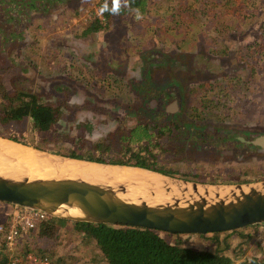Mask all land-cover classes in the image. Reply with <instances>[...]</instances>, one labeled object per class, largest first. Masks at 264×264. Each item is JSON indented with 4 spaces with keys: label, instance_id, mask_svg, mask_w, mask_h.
I'll list each match as a JSON object with an SVG mask.
<instances>
[{
    "label": "rangeland",
    "instance_id": "obj_1",
    "mask_svg": "<svg viewBox=\"0 0 264 264\" xmlns=\"http://www.w3.org/2000/svg\"><path fill=\"white\" fill-rule=\"evenodd\" d=\"M99 1L56 0L46 10L32 12L28 22L12 28L17 30V36L8 40L0 62L9 65V61L11 67L0 66V80L5 89L15 87L36 94L42 103L58 104L63 118L57 122L55 130L36 132L37 135L32 134L30 117L0 123V132L27 133L23 137L25 142L51 147L53 152L91 148L104 139L118 142L121 135L129 136L134 128V104H148L152 99L154 103L162 93L170 92L174 94L180 112L156 122L163 125L173 117L184 122L180 124L186 129H196L193 137L207 135L187 142L178 139L176 143L170 140L169 134L162 136L160 143L168 147L160 158L172 166L191 156L202 166L225 169L224 172L219 171L223 174L205 176L206 180L177 176L217 183L263 179L264 151L251 150L239 140H253L264 135V60L258 67L259 71L256 70L254 77L249 79L254 61L247 52L249 45L257 39L264 20V0L258 14L247 22V26L240 28L236 24L239 27L236 32L216 34L212 31L222 11L220 7L225 6L222 0H150L152 5L148 14L140 18L114 16L109 28L93 32L85 39L77 37L75 34L80 31L81 21L94 18V15L104 18ZM141 34H144L143 39ZM194 35L198 37L194 38ZM194 39H198L196 44ZM3 49L0 45V54ZM12 63L18 68L12 69ZM236 75L248 78L250 86L241 92L245 103L239 109L229 110L223 105L214 108L207 105L208 99H200L205 89L212 88L213 92L214 88L229 86V83L231 92L235 93L239 88L231 83ZM15 80H19L17 84ZM146 87L155 90L146 93L148 98L143 97ZM23 99L17 96L13 104H22ZM0 102L7 103V100L0 95ZM150 106L154 108V105ZM148 109L143 108L145 118L149 116ZM149 119L155 121L151 117ZM125 143L129 145L128 139ZM130 147L135 148L136 144ZM118 148L120 143L110 153H118L121 150ZM232 158L239 161L241 175L237 171L228 175L230 172L223 167ZM182 169L187 170V167ZM6 214L0 209V222ZM255 229L256 235L252 233L253 229H248L254 235L252 241L248 238L243 243L245 245L235 249L237 257L243 252V259L247 254H256L254 240L264 243V224ZM61 232L66 235L62 250L74 254L68 263L92 264L98 249L85 244L82 251L79 247L81 240L76 233L65 229ZM27 236L23 235L19 241L15 250L18 255L24 248L35 247L34 240H25ZM234 236L233 248L235 243L244 241L239 235ZM183 239L188 246L209 248L207 243L199 241L197 235L184 236ZM11 254L0 237V263L4 261L2 259L7 261Z\"/></svg>",
    "mask_w": 264,
    "mask_h": 264
},
{
    "label": "trees",
    "instance_id": "obj_2",
    "mask_svg": "<svg viewBox=\"0 0 264 264\" xmlns=\"http://www.w3.org/2000/svg\"><path fill=\"white\" fill-rule=\"evenodd\" d=\"M55 1L56 0H0V35L2 36V43L0 45L1 47H4V49L1 50L0 62L2 61L1 58L5 53V49L7 50L6 45L8 40H13L17 36V30L15 31L12 28L17 27L22 22H28L32 12L38 9L46 10L49 8L50 4ZM57 1L62 2V0ZM149 1L150 0H100L99 8L102 9L104 18L94 15V18L81 21L83 23L80 25V31L79 33L76 32L75 35L85 39L92 35L93 32L109 28L113 24L114 16H133L134 18H140L148 14L151 9L152 4ZM194 1L195 0H192V2ZM222 1L225 2V6L220 7L222 11H220L218 20L215 25H213L212 29L216 34L224 33L225 31L226 33H230L231 31L236 32L239 30V27L236 24H239L240 28L242 26H247V22L250 20L252 21V19H254L253 17L258 14L257 10L262 3V0ZM222 25L223 28L221 29ZM207 33L208 31L205 32V36H207ZM196 36L197 35H194V38ZM199 36L200 38L204 37L201 35ZM19 38L20 37H18V39ZM140 38L143 39L144 34H141ZM195 40L198 39H194V43L196 44ZM149 43L152 42L150 41ZM248 48L247 52L249 55L251 54L254 61V66L250 68L248 77L251 79V77H254L258 67H260L261 61L264 60V20L260 24L257 39L250 44ZM8 64L9 65H3L0 63V66H5L6 69H11L9 61ZM12 66V69L18 68V66H14V63H12ZM89 74L92 78V74ZM233 77L234 79L231 84L236 88H239V90L235 89V93L231 92V86L229 83V86L225 85L220 88H214L213 92L212 88L207 89L208 91L205 89L200 94V99H208L207 105L210 104L214 108H220V105H223L229 110L239 109L243 103H245L241 92L250 88L248 85L249 79L242 78L239 75ZM21 80L23 81V79ZM18 81L15 80L16 84ZM239 83H242V85L240 86ZM0 89L1 97L4 100H7V103L0 102L1 124L8 123L12 120L16 121L30 117L32 121L31 131H34L32 134L37 135L36 132H49L55 130L57 122L63 118L62 108L61 106H58V104L51 105L42 103L40 102L41 99L36 94L27 93L22 89L15 87L12 90L10 88L5 89L1 80ZM145 89L146 92L143 95L144 98H148L146 93L155 91L154 89L147 87ZM166 93L167 92H164L163 94L169 96V94ZM17 96L24 98L22 104H13V100ZM147 103L153 105L154 103L159 104L162 102L159 99H154L153 103L152 99L151 103ZM134 105L135 108L138 107L137 104ZM139 114L142 117L138 120L140 122L136 123L137 126L132 129L131 134L126 137L122 136L118 142H112V140H110L111 142H107L104 139L99 140L91 148H81L68 151L59 149L54 150V152L74 158L88 159L97 162L141 166L166 174L180 175L195 179L199 178L206 180L208 175L215 176L223 174L222 172H219L221 170L224 172L225 169L223 170L222 167L202 166V163L198 164L194 162L192 160L194 158L191 156L182 162L172 164V166L169 165L168 162L160 158V154L168 147L165 145V148L163 147L164 145L160 143L161 137L169 134L171 138L170 140L174 141V143L179 142L178 139H183L187 142L196 137L189 135L186 132L188 129L177 122L175 125L172 124L173 128L172 125H169L168 123L160 125L156 121H151L148 117L145 118L140 111ZM170 129L172 130L169 131ZM171 132L172 134H170ZM0 133H2L0 135L23 141V137L27 134L14 133L12 130ZM205 135H207V133L197 138L203 139ZM126 139H128L129 145L125 143ZM212 141L214 142L213 138ZM26 143H31L40 149L51 150V147H44L35 142ZM118 143H120L121 150L118 151V153H110L114 147H117ZM132 144H136V147L131 148L130 145ZM183 166L187 167V170H183ZM223 167H226V170L230 172L228 175L236 174V171L239 172V175L242 174L241 169H239V161L234 160V158L229 160V163ZM244 180L248 179H241L239 181ZM250 228L253 229L252 233L256 235V225L228 231L208 232L205 234L171 233L169 231H161L153 228H140L121 224L115 225L70 221L63 218L49 216L45 221L26 233L28 236L25 240H34L35 247L24 248L25 250L22 249L21 252L23 250L22 253L32 251L36 254L49 257L53 260L54 264H69V259H72L74 254H67L65 253L67 250H62L66 235H63L65 233H62L61 231L62 229H65L67 231H72V233L77 234L76 236H79L81 240L79 247L82 248V251L85 250V244L88 246L91 244L94 248L98 249V254L96 256L99 257L94 256L92 264H236V261L239 258H241V261L237 264H264V250L261 247L260 242H254L255 240L253 243L257 250L256 254H247L244 259L242 258L243 254H245L244 252L240 257L236 256L238 254V251L237 253L235 251L237 247L245 245L243 243L246 242L248 238L252 241L254 235L248 231ZM189 235H197L199 241L207 243L209 248H194L186 245L183 237ZM234 235H239L238 237L244 241L238 244L235 243L233 248L232 240L236 237ZM2 260L4 261L0 264H4L6 261L5 259Z\"/></svg>",
    "mask_w": 264,
    "mask_h": 264
},
{
    "label": "water",
    "instance_id": "obj_3",
    "mask_svg": "<svg viewBox=\"0 0 264 264\" xmlns=\"http://www.w3.org/2000/svg\"><path fill=\"white\" fill-rule=\"evenodd\" d=\"M0 138L47 157L141 169L182 185L173 196L154 201L137 194L129 196L127 183L92 182L64 175L49 178L0 175L1 202L41 210L50 217L70 221L121 224L171 233L205 234L264 223V178L224 183L189 180L141 166L74 158L3 135ZM255 143L264 146V135L256 138ZM155 191L148 192L154 196ZM210 192H214L213 197H209Z\"/></svg>",
    "mask_w": 264,
    "mask_h": 264
},
{
    "label": "bare ground",
    "instance_id": "obj_4",
    "mask_svg": "<svg viewBox=\"0 0 264 264\" xmlns=\"http://www.w3.org/2000/svg\"><path fill=\"white\" fill-rule=\"evenodd\" d=\"M0 175L11 178L29 176L30 178H49L58 175L81 177L92 182L127 183V194L163 201L175 194L181 183L158 174L130 167L105 166L78 160H63L56 156H45L30 147L0 138ZM148 187V188H147ZM143 192L137 193L139 189ZM149 189H156L150 196ZM167 189L168 191H166ZM210 192L209 197H213Z\"/></svg>",
    "mask_w": 264,
    "mask_h": 264
},
{
    "label": "built area",
    "instance_id": "obj_5",
    "mask_svg": "<svg viewBox=\"0 0 264 264\" xmlns=\"http://www.w3.org/2000/svg\"><path fill=\"white\" fill-rule=\"evenodd\" d=\"M13 206L14 209L7 215L9 216L8 219L0 223V237L3 239L7 250L12 252L10 258L4 264H54L53 260L49 257L36 254L32 251L20 255L15 253L19 245V239L45 221L49 215L41 210ZM260 239L262 240L263 238ZM261 246L264 250V243Z\"/></svg>",
    "mask_w": 264,
    "mask_h": 264
},
{
    "label": "flooded vegetation",
    "instance_id": "obj_6",
    "mask_svg": "<svg viewBox=\"0 0 264 264\" xmlns=\"http://www.w3.org/2000/svg\"><path fill=\"white\" fill-rule=\"evenodd\" d=\"M166 94H169V96L162 93V96L159 99L162 103H159V104L154 103L153 109H151L152 106H150L149 104L138 105V107L136 109L132 108V112L136 115L138 114L137 115L138 117L136 115H133L134 122H135L134 127L137 126L136 123L140 122V121H138L141 117V115L139 114V111L142 112L143 116H146L145 115L146 113L143 112V108H149L148 109L149 110V112H148L149 118L151 117V118H153L152 120L160 121V122L163 120V118L168 117L170 114H172L174 116L180 112L179 105L177 106V104L175 103L176 99H175L174 94H171L170 92H167ZM169 98H172V100L169 101ZM155 112H157V114H155ZM166 121L169 125H172V124L175 125L176 122L179 124L180 123L185 124L184 122L182 123V121L181 122L177 121L173 117L171 119H167ZM195 132H196V129H194V128L187 130V133L189 135H193ZM228 135H229V133H228ZM121 137H122V135H121ZM239 141L243 144L246 143L248 146H250L252 148L251 150L264 151V146L261 147V145H258L257 143H255V139H253V140H251V139H240Z\"/></svg>",
    "mask_w": 264,
    "mask_h": 264
},
{
    "label": "crops",
    "instance_id": "obj_7",
    "mask_svg": "<svg viewBox=\"0 0 264 264\" xmlns=\"http://www.w3.org/2000/svg\"><path fill=\"white\" fill-rule=\"evenodd\" d=\"M0 209H3V210H5L7 212L5 219H3V221H1V222H4V221H6L8 219L9 216H7V215L12 211V209H14V206L9 204V203H4V202L2 203L0 201Z\"/></svg>",
    "mask_w": 264,
    "mask_h": 264
},
{
    "label": "clouds",
    "instance_id": "obj_8",
    "mask_svg": "<svg viewBox=\"0 0 264 264\" xmlns=\"http://www.w3.org/2000/svg\"><path fill=\"white\" fill-rule=\"evenodd\" d=\"M264 224V223H263ZM263 224H258V225H256V227L258 228L259 226H262Z\"/></svg>",
    "mask_w": 264,
    "mask_h": 264
}]
</instances>
